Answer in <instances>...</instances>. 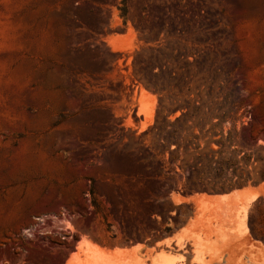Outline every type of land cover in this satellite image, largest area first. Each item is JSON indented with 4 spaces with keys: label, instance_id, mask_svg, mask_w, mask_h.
Listing matches in <instances>:
<instances>
[{
    "label": "rangeland",
    "instance_id": "374dc122",
    "mask_svg": "<svg viewBox=\"0 0 264 264\" xmlns=\"http://www.w3.org/2000/svg\"><path fill=\"white\" fill-rule=\"evenodd\" d=\"M180 27L218 42L258 174L204 181L201 46L156 71ZM171 235L159 253L102 247ZM80 237L72 264H264V0H0V264H59Z\"/></svg>",
    "mask_w": 264,
    "mask_h": 264
},
{
    "label": "built area",
    "instance_id": "2783aa9c",
    "mask_svg": "<svg viewBox=\"0 0 264 264\" xmlns=\"http://www.w3.org/2000/svg\"><path fill=\"white\" fill-rule=\"evenodd\" d=\"M206 36V31L193 33L189 29L180 27L177 28L176 34L162 37L158 41L162 47H156L158 44L154 47V50L164 52L163 65L162 67L157 66L156 71L160 68H166L169 55L174 56L182 63V70H185V66L192 64L194 66L198 60L194 49L201 46V81L195 89L201 92V104L198 99L196 105L199 106V109L195 114V124L192 125V131L201 137V167L203 169L208 168L204 172V181L221 185L225 182L244 180L253 176L254 173L258 174L260 166L254 160V156H251V162L247 164L245 158L250 154H246L244 150L239 148L238 122L231 119L229 115L230 105L224 101L225 97L221 96L222 93L226 96V91L231 87V75L230 72L222 71V68L216 65L221 60L220 46L216 40ZM170 42L174 43L176 47H170ZM180 74L181 71L172 72L171 84L184 88V78ZM185 111L186 108L179 109L178 116L185 114ZM171 117V115L168 116V118ZM223 146H229L238 151L235 164L237 170L234 173H229V176L216 175L219 172L216 160L224 152Z\"/></svg>",
    "mask_w": 264,
    "mask_h": 264
},
{
    "label": "crops",
    "instance_id": "0c3cea01",
    "mask_svg": "<svg viewBox=\"0 0 264 264\" xmlns=\"http://www.w3.org/2000/svg\"><path fill=\"white\" fill-rule=\"evenodd\" d=\"M82 241V237H80L79 241L75 245V249L69 251L64 255V258H60L59 264H72L71 262L74 261L76 258L75 255L79 253V242ZM175 238L173 235L171 236H162L159 238L154 239L152 242H148L147 240L144 241H133L129 243H114L112 245L103 246L102 247L108 251L110 254H116L117 251L122 250L125 253L130 254L136 250H140L143 255H146L148 252L159 253L163 247L168 246L169 244H174Z\"/></svg>",
    "mask_w": 264,
    "mask_h": 264
},
{
    "label": "bare ground",
    "instance_id": "6f19581e",
    "mask_svg": "<svg viewBox=\"0 0 264 264\" xmlns=\"http://www.w3.org/2000/svg\"><path fill=\"white\" fill-rule=\"evenodd\" d=\"M242 194V193H241ZM239 195V194H238ZM223 196V195H222ZM224 196H225V194H224ZM224 196H223V198H224ZM244 196V195H243ZM201 197H203V196H201ZM231 197V196H230ZM251 197V196H250ZM249 197V198H250ZM225 199V198H224ZM248 199V198H247ZM177 200H179V199H177ZM245 200H246V198H245ZM250 200H251V198H250ZM249 202V201H248ZM251 202V201H250ZM250 202H249V204H250ZM247 204V202L245 203V205L244 206H247L246 205ZM247 210V209H246ZM240 211H243L242 209L240 210ZM243 213H245V212H243ZM240 214H241V212H240ZM244 216V215H243ZM244 218H245V216H244ZM84 241V240H83ZM87 246L88 247V251H92V252H94V253H101L102 252V250H101V248L97 245H92V244H90V243H81L80 244V246L82 247V246ZM263 250V249H262ZM106 251V250H105ZM91 252V253H92ZM104 252V251H103ZM121 252V251H120ZM107 252H105V254H106ZM116 253H118V252H116ZM98 255V254H97Z\"/></svg>",
    "mask_w": 264,
    "mask_h": 264
},
{
    "label": "trees",
    "instance_id": "16d2710c",
    "mask_svg": "<svg viewBox=\"0 0 264 264\" xmlns=\"http://www.w3.org/2000/svg\"><path fill=\"white\" fill-rule=\"evenodd\" d=\"M95 205H96V204H95ZM253 235H254L255 238H258V236H257L254 232H253ZM263 240H264V239H263Z\"/></svg>",
    "mask_w": 264,
    "mask_h": 264
}]
</instances>
